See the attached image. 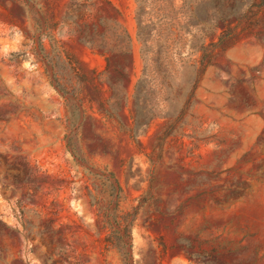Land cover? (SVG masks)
I'll return each instance as SVG.
<instances>
[{
  "label": "rangeland",
  "instance_id": "374dc122",
  "mask_svg": "<svg viewBox=\"0 0 264 264\" xmlns=\"http://www.w3.org/2000/svg\"><path fill=\"white\" fill-rule=\"evenodd\" d=\"M143 1L170 78L135 0H0V264H264V10Z\"/></svg>",
  "mask_w": 264,
  "mask_h": 264
},
{
  "label": "trees",
  "instance_id": "16d2710c",
  "mask_svg": "<svg viewBox=\"0 0 264 264\" xmlns=\"http://www.w3.org/2000/svg\"><path fill=\"white\" fill-rule=\"evenodd\" d=\"M138 8L136 12V21H137V27H138V32H137V37L139 41L143 45L142 49V55L143 58L146 62V60L153 62L154 67H155V75L156 77H159L161 74L164 78H170V75L174 72L175 64L174 61H172V55L170 52L172 51V42L170 39V33L168 34H163L164 29L163 25L164 23L162 22L164 17H161L160 19L158 18L156 22H150L148 23V20L146 16L150 15V11L146 12L148 7H150L146 2L143 0H135ZM248 10L250 13V18L253 16V18L257 19V15L259 12H262L264 10V0H248ZM117 31L119 33L115 34L116 39H117V44H120V48L123 47L124 44V49L126 54H132L131 51V38L126 31L120 24L118 26ZM150 49L151 57H148L146 54V51ZM197 51L202 53V58L199 61V69L202 70V72L207 68L210 59L213 56V50L211 44L206 43V38L202 37L200 38L197 46ZM114 57V56H113ZM170 57V60H169ZM112 72L116 75L121 77H125V74L123 73V70L116 66L114 63H112V59L107 58V69L106 71ZM147 69L145 68V72H143V75L141 78L138 80L136 86L134 87L135 95L140 96L141 93L143 92L142 86L145 85L146 80H147ZM157 79V78H155ZM113 87V86H111ZM119 92V90H117ZM126 100V98H125ZM126 105V102H125ZM124 105V108L126 107ZM71 108V106H70ZM72 112L71 116L78 118L80 114V106H72ZM79 111V112H78Z\"/></svg>",
  "mask_w": 264,
  "mask_h": 264
}]
</instances>
